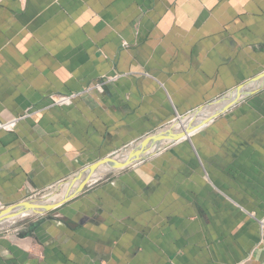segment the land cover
<instances>
[{"label": "crops", "instance_id": "obj_1", "mask_svg": "<svg viewBox=\"0 0 264 264\" xmlns=\"http://www.w3.org/2000/svg\"><path fill=\"white\" fill-rule=\"evenodd\" d=\"M236 92L188 137L0 230V264H264V0H2L0 122L31 115L0 129V204Z\"/></svg>", "mask_w": 264, "mask_h": 264}, {"label": "water", "instance_id": "obj_2", "mask_svg": "<svg viewBox=\"0 0 264 264\" xmlns=\"http://www.w3.org/2000/svg\"><path fill=\"white\" fill-rule=\"evenodd\" d=\"M236 93L237 97L233 98L229 103H224L223 107L216 109L213 113L209 114L208 116L202 119H200V116L201 113L205 111L204 107L195 111V113L192 114V117L190 119L189 116L185 118V121L189 119L188 122H186L185 124H183L182 122V124L176 125V123L174 122L172 125H168L164 128H161L156 133L144 137L138 142V144L133 145L129 150H127L128 152L116 156H107L102 159H99L91 165H87L77 174L76 182H74L75 179H71L65 195H63L58 200L43 201L42 198L46 196L44 195L40 197V199L28 198L18 203L8 205L6 209L0 210V229L2 230L5 229V227L13 225L7 223L5 224V226H2L1 223L4 222V220L7 221L8 219L10 220L13 217L18 216L22 218L30 214H43L61 206L62 204L82 192L84 188L90 183L89 180L91 179L93 172H95L101 165L105 163H109L111 161L114 162V167L111 171L122 169L131 164L144 160L150 154L158 151L161 145H163L164 143H171L188 137L189 135H191L192 132L207 124L221 111L239 101V93ZM225 100L226 97H222L220 99L215 100L214 103H223V101ZM76 183H78V185H75ZM63 186L64 183L58 185L56 192H52V194H57L61 192Z\"/></svg>", "mask_w": 264, "mask_h": 264}, {"label": "bare ground", "instance_id": "obj_3", "mask_svg": "<svg viewBox=\"0 0 264 264\" xmlns=\"http://www.w3.org/2000/svg\"><path fill=\"white\" fill-rule=\"evenodd\" d=\"M263 82V81H262ZM262 84V83H261ZM224 106V104L223 103H216V104H214V105H211V106H209L208 108H207V113L208 114H210V113H213L216 109H218V108H221V107H223ZM190 118V117H189ZM185 121H183V123H184ZM179 124V122H176V125H178ZM180 124H182V123H180ZM113 167H114V162L113 161H111V162H109V163H105V164H103V165H101L100 166V168L99 169H97V171L95 172V176H97V177H100V176H102V175H105V173L106 172H108V171H110V170H112L113 169ZM75 179V180H74ZM72 180H74V182H76V177H74V178H72ZM94 180V179H93ZM92 180V181H93ZM71 181V180H70ZM70 181L68 182V183H66V184H64V186H63V188H62V191L61 192H59V193H55V194H47L46 196H44V198H42V200L43 201H50V200H58V199H60L63 195H65V193H66V191H67V189H68V187H69V184H70ZM90 181V180H89ZM75 185H78V183H76ZM33 199H40V198H38V197H34ZM2 209H4V207H2ZM5 209H6V207H5ZM28 215V214H27ZM22 218H24V217H22ZM21 218L18 216V217H13L12 219H8L7 221H5L4 220V222H2L1 223V225L2 226H5V224L6 223H16L18 220H20Z\"/></svg>", "mask_w": 264, "mask_h": 264}, {"label": "built area", "instance_id": "obj_4", "mask_svg": "<svg viewBox=\"0 0 264 264\" xmlns=\"http://www.w3.org/2000/svg\"><path fill=\"white\" fill-rule=\"evenodd\" d=\"M2 0H0L1 2ZM125 45L127 44L126 42L124 43ZM97 87H100V84H97ZM80 93H70V94H64V93H53L51 95V98L53 100L54 104L57 105H66V104H71L73 103L74 99L79 96ZM31 115L30 109L24 112L22 115H19L13 119H10L5 122H0V129H5L8 131H13L17 127L18 123L20 120L28 117ZM3 204H0V208L3 207Z\"/></svg>", "mask_w": 264, "mask_h": 264}, {"label": "rangeland", "instance_id": "obj_5", "mask_svg": "<svg viewBox=\"0 0 264 264\" xmlns=\"http://www.w3.org/2000/svg\"><path fill=\"white\" fill-rule=\"evenodd\" d=\"M66 183H68L67 181H66ZM66 183H64V184H66ZM56 190H57V186H53V187H51V188H49V189H46L45 191H43L41 194H39V195H37V197L38 198H40V197H42V196H44V195H47V194H51L52 192H56ZM57 192H59V191H57ZM37 215H39V214H36V215H33V214H30V215H28V216H25L24 218H21L20 220H18L16 223H13V225H11V227H18V226H24V225H26V223L27 222H29L31 219H33V217H35V216H37ZM9 223V222H8ZM11 223V222H10ZM9 223V224H10ZM7 224V223H6ZM10 227V226H9ZM6 228V227H5ZM1 230V229H0ZM3 230H5V229H3Z\"/></svg>", "mask_w": 264, "mask_h": 264}, {"label": "clouds", "instance_id": "obj_6", "mask_svg": "<svg viewBox=\"0 0 264 264\" xmlns=\"http://www.w3.org/2000/svg\"><path fill=\"white\" fill-rule=\"evenodd\" d=\"M36 197H37V196H36ZM29 198H34V197L31 196V197H29ZM27 199H28V198H27ZM3 205H4L3 207H4V209H5V207L7 208L8 205H10V204H3ZM0 210H2V207L0 208ZM10 227H11V226H10ZM10 227L8 226V227H6V228H10ZM2 230H3V229H2Z\"/></svg>", "mask_w": 264, "mask_h": 264}]
</instances>
